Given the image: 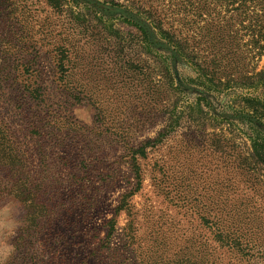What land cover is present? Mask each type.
I'll list each match as a JSON object with an SVG mask.
<instances>
[{
  "label": "rangeland",
  "instance_id": "374dc122",
  "mask_svg": "<svg viewBox=\"0 0 264 264\" xmlns=\"http://www.w3.org/2000/svg\"><path fill=\"white\" fill-rule=\"evenodd\" d=\"M120 4L0 0V264H264V51L226 3L182 56Z\"/></svg>",
  "mask_w": 264,
  "mask_h": 264
},
{
  "label": "trees",
  "instance_id": "16d2710c",
  "mask_svg": "<svg viewBox=\"0 0 264 264\" xmlns=\"http://www.w3.org/2000/svg\"><path fill=\"white\" fill-rule=\"evenodd\" d=\"M105 1L110 5L105 7L106 9L104 10L106 12L115 11L116 6H122L120 0ZM124 1L131 4V7L126 5V10L122 12L127 18H130L128 20L133 22L134 25L139 26L144 39L150 46H162L167 51L178 56L186 55L189 48L187 41L190 32H196V28L200 22L207 21L204 17V12H206L211 5L217 8L226 3L227 8L230 7L231 9L227 10L229 13H236L241 17L243 23H248L244 28L249 31L247 35L251 37L253 49L258 50V54L264 51V0H180L178 1L179 3H177V5H179L178 11L181 15L179 20L184 21L183 25L185 29H187L185 36H183V30L177 32L173 29H166L161 24H154L152 19L154 13L144 8L142 5L136 7V4L139 2L138 0ZM172 1L173 0H171V2ZM48 2L56 9L61 8L63 5V0H48ZM95 5L101 7L99 1H96ZM156 29H158V31ZM255 78L257 83L256 87L260 89V92L255 96L246 97L245 101L250 103L252 107V115H250V118H252L251 121L260 131V135L253 140L254 155L258 160L264 162V69L258 72ZM209 80L212 81V79Z\"/></svg>",
  "mask_w": 264,
  "mask_h": 264
}]
</instances>
